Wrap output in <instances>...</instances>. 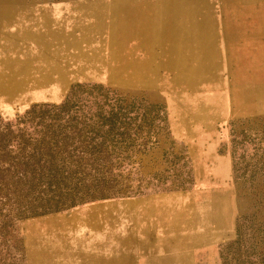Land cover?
Masks as SVG:
<instances>
[{
	"label": "rangeland",
	"instance_id": "1",
	"mask_svg": "<svg viewBox=\"0 0 264 264\" xmlns=\"http://www.w3.org/2000/svg\"><path fill=\"white\" fill-rule=\"evenodd\" d=\"M68 120L76 175L0 184V264H264V0H0V175Z\"/></svg>",
	"mask_w": 264,
	"mask_h": 264
},
{
	"label": "trees",
	"instance_id": "2",
	"mask_svg": "<svg viewBox=\"0 0 264 264\" xmlns=\"http://www.w3.org/2000/svg\"><path fill=\"white\" fill-rule=\"evenodd\" d=\"M64 102L60 109L65 108ZM29 113V112H28ZM26 113V114H28ZM111 120L114 115L110 113L108 115ZM69 119V118H68ZM98 128H102L103 124H97ZM55 122L45 124L43 122L37 123L34 129L40 128L42 131H35L28 133L24 131L23 139L21 140V147H17L16 153L13 149L9 151H3L5 154H9L11 159H14V163H10L0 175V184H4V187H11L19 185H26L27 191L33 189L35 186L42 187L44 185L51 186L61 181L71 179V176L76 173L71 169L74 162L72 161L71 152L68 151V143L73 138L74 131L71 126L70 120H68L61 129ZM115 124L111 123L108 126L109 131L115 130ZM100 143V147H102ZM94 147V146H93ZM93 150L88 154L98 158L103 153V150L97 144ZM5 149V148H4ZM74 152V151H73ZM11 154H14L12 156ZM82 156L85 153H81ZM82 159V158H80ZM83 197H80L81 204L94 201L111 198L115 196L114 193H106L100 191H87ZM75 201H70L68 206L56 205L60 204L55 202L53 209L49 211L55 212L75 205ZM78 202V203H79ZM237 264H247L245 260L238 262Z\"/></svg>",
	"mask_w": 264,
	"mask_h": 264
},
{
	"label": "crops",
	"instance_id": "3",
	"mask_svg": "<svg viewBox=\"0 0 264 264\" xmlns=\"http://www.w3.org/2000/svg\"><path fill=\"white\" fill-rule=\"evenodd\" d=\"M79 62L81 64V67L79 69L80 74L83 75L84 77L88 76L89 73H90V71L88 72L89 69L86 68V67L85 68H82L83 67V64L86 65L87 63L85 61H83V60H79Z\"/></svg>",
	"mask_w": 264,
	"mask_h": 264
}]
</instances>
